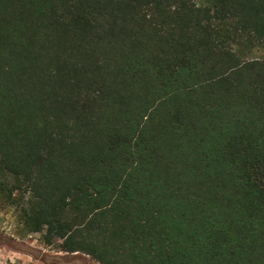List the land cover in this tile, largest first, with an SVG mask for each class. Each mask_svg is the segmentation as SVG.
I'll return each mask as SVG.
<instances>
[{
  "label": "trees",
  "instance_id": "1",
  "mask_svg": "<svg viewBox=\"0 0 264 264\" xmlns=\"http://www.w3.org/2000/svg\"><path fill=\"white\" fill-rule=\"evenodd\" d=\"M0 199L99 264H264V0H0Z\"/></svg>",
  "mask_w": 264,
  "mask_h": 264
},
{
  "label": "rangeland",
  "instance_id": "2",
  "mask_svg": "<svg viewBox=\"0 0 264 264\" xmlns=\"http://www.w3.org/2000/svg\"><path fill=\"white\" fill-rule=\"evenodd\" d=\"M0 264H99L81 253L58 250L40 233L27 234L18 212L0 199Z\"/></svg>",
  "mask_w": 264,
  "mask_h": 264
}]
</instances>
